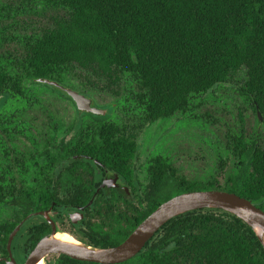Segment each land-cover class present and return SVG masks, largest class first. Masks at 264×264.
<instances>
[{
    "label": "trees",
    "instance_id": "1",
    "mask_svg": "<svg viewBox=\"0 0 264 264\" xmlns=\"http://www.w3.org/2000/svg\"><path fill=\"white\" fill-rule=\"evenodd\" d=\"M10 8L11 2L0 4V175H31L38 183L36 187L19 181L0 183L5 186L0 188V202L17 218L52 202L57 206L89 202L88 193L80 198L58 196L64 191V177L82 175L80 162L86 159L68 158L75 154L92 155L127 177L136 190L135 199H121L131 205L129 225L120 223V199L107 198L102 207L96 198L87 207V235L81 239L93 246L119 244L162 202L186 191L227 190L264 210V146L257 143L256 134L252 139L243 130L229 135V150L237 161L222 182L219 172L203 180L189 179L167 156L158 154L150 158L143 188L135 167L138 137H113L114 129L131 126L138 133L185 112L195 95L223 84L248 97L256 113L259 106L264 124V0H44L46 20L30 23L35 29L23 34L11 28L17 27L16 19L24 11L11 14ZM10 43L17 48L9 49ZM242 70L246 76L239 80ZM36 77L54 79L85 94L96 90L116 96L122 82L129 81L127 98L133 108L122 124L96 115H92L96 122L82 124L78 115L67 125L51 109L37 108L43 103L36 88L66 93L34 81ZM41 111L44 116L34 114ZM81 127L96 132L63 148L65 129ZM54 168L56 172L47 171ZM48 177L52 180H40ZM35 191L53 197L25 195ZM98 207L106 214L100 220L113 232L104 229V222L91 220ZM15 223L5 229V252ZM110 264H264V246L236 215L200 208L170 219L131 259Z\"/></svg>",
    "mask_w": 264,
    "mask_h": 264
},
{
    "label": "rangeland",
    "instance_id": "2",
    "mask_svg": "<svg viewBox=\"0 0 264 264\" xmlns=\"http://www.w3.org/2000/svg\"><path fill=\"white\" fill-rule=\"evenodd\" d=\"M8 2L12 3L9 9L11 14L18 9L24 11V15L16 19L17 27L11 28L16 34L33 31L35 27L32 28L30 23L44 22L48 16L42 9L44 0H37L39 5L33 0H0V4ZM7 47L11 50L17 48L15 43ZM245 76V70H242L238 79ZM73 83L79 86L78 82ZM129 87V81H123L118 96L96 90H88L86 95L93 99L95 105L106 108L107 113L113 112L111 120L122 124L129 118ZM36 90L43 103L37 108H42V111L51 109L66 124L78 115L85 122L92 121L89 115L79 113L75 102L66 94L45 86H38ZM42 111L34 114L43 115ZM259 125L257 113L248 97L229 84L219 85L208 93L195 95L185 112L178 111L171 117L147 125L138 137L140 150L135 165L138 164L141 179L145 180L147 159L160 154L167 156L179 172L189 179L203 180L219 172L222 182L237 161L229 150V135L240 134L243 130L245 136L252 139ZM261 132L259 144L264 146V125ZM222 161H225L224 166Z\"/></svg>",
    "mask_w": 264,
    "mask_h": 264
},
{
    "label": "flooded vegetation",
    "instance_id": "3",
    "mask_svg": "<svg viewBox=\"0 0 264 264\" xmlns=\"http://www.w3.org/2000/svg\"><path fill=\"white\" fill-rule=\"evenodd\" d=\"M93 104L95 105L94 101ZM112 107L109 106V108ZM128 108L131 109L133 107H127V109ZM82 113L89 115L90 118L92 119L91 122H96V119L93 118L92 116L95 114H91L88 112H82ZM112 113H106L105 115H96V116H105V121H113L110 119ZM91 122H85L83 119L81 121L82 124L91 123ZM259 124H260L259 128L256 131V139H258L257 143H259V139L262 135L261 127L262 125H264L263 121L262 122L259 121ZM113 131L116 133V136H113L115 139L120 137H123L124 139L127 138L134 139L135 137H139L141 133V131L137 133L135 130L131 128V126L121 127L120 129H114ZM94 132H96V129L93 128H85V127L71 128V129L66 128L63 133L64 143H65L63 148L66 147L68 150L72 145L75 144V142L85 140L84 137L85 134H90ZM83 134L84 136H81ZM69 157L70 158L84 157L86 160H83L80 163L86 166L87 168H84V166L81 168L80 172H82V175L80 176L64 177L63 178V180H65V184L63 186L64 191L58 196L68 197V198L69 197L80 198L86 196L88 193L91 194V199L93 198V201L94 199L99 198L102 201L101 203H103L102 207L105 204H107L106 202L107 198L120 199V201H118V204L120 205L118 212V215L120 217V223L124 222V224L129 225V222L132 217L131 205L129 203L128 204L124 203V201L121 199L123 198L126 200L135 199L136 190L127 180V177L121 176L115 170L108 169L105 163L99 161L97 158L93 157L92 155L75 154L73 156L72 155L68 156V158ZM152 157L153 156L147 159V166L150 161V158ZM70 161L71 159L63 162L65 164ZM137 166L138 164L135 165L136 175L137 178L140 179L141 188H143V186L147 183V176H148L147 166H146L145 180L141 179L140 176L141 171L138 170ZM140 167L141 169H143L142 164H140ZM53 170L56 172L57 168L47 169V171L50 173H52ZM33 171H35L34 168L29 169V172H33ZM40 180L49 181L52 180V178L51 177L41 178ZM5 181L25 182L28 185V187L38 186L37 178H34L31 175H24V176H20V175L5 176L3 174L0 175V183H4ZM19 186H21V184H19L18 187ZM0 188L3 189L5 188V186L0 185ZM25 195L28 197L29 196L53 197V195H51L50 193L48 194V193L36 192V191ZM0 196H2V194ZM55 203L56 202H52L50 207L42 208L37 211H32L28 213L26 216L19 219L17 218V215H15V213L4 202H0V264H9L8 262L12 260H14V264H25V261L27 260L28 256L33 251V249L36 247L38 242L45 236L51 234L53 231V226L50 223V221L47 219L48 217L53 219L58 229L67 232L68 234H70L72 237L76 238L79 241H83L81 239V235H87L84 221L86 219L89 220L90 218L89 215L87 217V212H86L88 206L83 210L82 207L85 206L86 204L77 205V206L65 204L63 206H57ZM102 207L101 208L98 207V211L96 212V217L91 218V220L93 219V222L95 221L100 224L104 222L103 218L100 220V217L105 214L101 212V210L104 211ZM123 208L125 211L122 214ZM4 212L6 213L4 214ZM37 212H41V213H37ZM45 212L47 213L45 214ZM104 216H106V214ZM112 217H113L112 222L116 224L117 222H116V218H114L115 216L113 215ZM13 222L16 223L13 229L10 231V233L19 223H21V227L17 232V234L14 236L10 249L8 248V241L10 236L9 233L6 244L7 252H5L3 248L5 229ZM107 224L108 223L106 222L103 223L104 229L113 232L112 228L107 227ZM84 261L86 260L76 259L63 253H49L43 258L44 264H83Z\"/></svg>",
    "mask_w": 264,
    "mask_h": 264
},
{
    "label": "water",
    "instance_id": "4",
    "mask_svg": "<svg viewBox=\"0 0 264 264\" xmlns=\"http://www.w3.org/2000/svg\"><path fill=\"white\" fill-rule=\"evenodd\" d=\"M34 81L49 84L64 91L75 102L79 113L88 112L95 115H105L107 113L106 108L94 105L91 97L70 86L47 77H36ZM257 117L260 122L263 121V115L259 110V106H257ZM92 202L93 198L82 209L84 210ZM200 208H218L236 215L255 231L264 246L263 209L255 205L252 199L240 196L234 192L220 189H203L182 192L162 202L138 223L122 242L110 247L93 246L74 237V241L62 240L56 237V235L64 231L58 229L53 219L48 217L47 219L53 226V231L38 242L25 261V264H38L49 253H63L76 259L104 264L123 262L137 255L170 219L182 213ZM20 227L21 223L10 233L8 241L9 249ZM8 263L14 264V260Z\"/></svg>",
    "mask_w": 264,
    "mask_h": 264
},
{
    "label": "bare ground",
    "instance_id": "5",
    "mask_svg": "<svg viewBox=\"0 0 264 264\" xmlns=\"http://www.w3.org/2000/svg\"><path fill=\"white\" fill-rule=\"evenodd\" d=\"M56 237L62 239V240H65V241H74V238L68 234V233H65V232H59ZM38 264H44L43 261L39 262Z\"/></svg>",
    "mask_w": 264,
    "mask_h": 264
}]
</instances>
